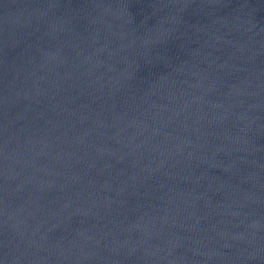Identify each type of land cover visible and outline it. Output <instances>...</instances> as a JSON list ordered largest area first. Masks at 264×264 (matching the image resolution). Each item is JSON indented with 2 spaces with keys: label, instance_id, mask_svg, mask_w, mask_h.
<instances>
[{
  "label": "water",
  "instance_id": "1",
  "mask_svg": "<svg viewBox=\"0 0 264 264\" xmlns=\"http://www.w3.org/2000/svg\"><path fill=\"white\" fill-rule=\"evenodd\" d=\"M0 264H264V0H0Z\"/></svg>",
  "mask_w": 264,
  "mask_h": 264
}]
</instances>
